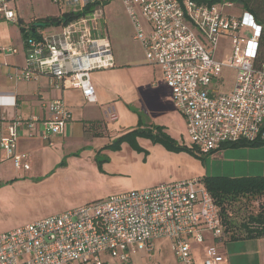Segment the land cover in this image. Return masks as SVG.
<instances>
[{
    "label": "built area",
    "instance_id": "2783aa9c",
    "mask_svg": "<svg viewBox=\"0 0 264 264\" xmlns=\"http://www.w3.org/2000/svg\"><path fill=\"white\" fill-rule=\"evenodd\" d=\"M101 0H51L59 9L82 12L67 24L37 30L23 41L25 63L17 80L46 74L54 87L78 89L95 102L91 71L113 65L112 48L100 26ZM13 0H0V16L15 21ZM133 25L136 40L148 63L159 66L174 106L185 118L186 134L199 154L231 143H264V64L252 65L259 26L248 13L225 11L230 2L206 4L197 0H120ZM253 34L241 41V29ZM232 39L229 62L215 57L220 36ZM0 46V58L14 54ZM3 63L0 59V65ZM224 68L234 69L232 88L210 89ZM214 87V86H212ZM13 98L0 97V105ZM47 117L15 119L0 135V147L17 170L30 168L28 153L16 152L17 127L39 121L41 137L61 134L70 111L62 99L44 103ZM111 119L116 115L107 110ZM225 239L219 207L200 178L173 181L95 199L62 212L0 233V264H133L132 255L150 253L156 238L170 239L184 264H190L188 237L202 241L201 230ZM215 247L202 264H219Z\"/></svg>",
    "mask_w": 264,
    "mask_h": 264
},
{
    "label": "crops",
    "instance_id": "0c3cea01",
    "mask_svg": "<svg viewBox=\"0 0 264 264\" xmlns=\"http://www.w3.org/2000/svg\"><path fill=\"white\" fill-rule=\"evenodd\" d=\"M11 7L15 11L16 20L8 21L0 16V46L14 47L17 52L1 55L3 64L0 65V97L13 98V104L0 105V135L7 132V127L15 119L46 118L48 114L43 105L56 98L65 102L70 111V118L66 120L61 134L49 135L46 139L41 137L39 121H34L31 127L25 124L17 127L15 151L28 153L30 168L27 170L15 169L12 160L6 157L0 147V217L6 218L8 214L12 215L21 208L26 209L29 214L26 220L14 221L15 224L8 230L51 215L48 211L40 209V203L47 199L50 189L71 180L91 191L88 198L82 200L86 203L163 183L201 179L205 175L264 176V144L223 145L201 155L205 166L196 173L197 176H192L195 173H191L188 176H170L164 179L156 177V173L170 166L164 165L168 157L157 147H151L146 154L131 149L126 151L123 143L116 151L104 148L117 136L135 128L138 122L137 114L129 111L126 106L123 96L124 84H118L115 78L118 74L117 77L120 75L122 79V68L131 67L132 64L115 61L113 43L107 35L105 19H101L104 22L101 35L107 38L111 45L113 65L91 71L96 101L87 102L78 89L50 85L46 74L39 75L35 80L15 79V73L23 69L25 61L24 38L18 22L22 21L21 25L27 28L32 19L57 15L60 9L51 0H13ZM238 7L241 16L243 11ZM154 84V96L148 94V97L155 101L162 97L169 107L174 108L171 91L164 83L161 71ZM158 87H163V92ZM136 96L140 97L142 93L136 92ZM108 109L115 113V119L110 118ZM85 121H101L100 127L94 125V129H91L84 124ZM139 141L140 138H137L138 143ZM97 156L105 159L100 168L96 161ZM201 234V242L188 237L190 264H202L210 247H215L222 256L219 264H264V237L219 241L207 229H202ZM165 240L169 242L167 244L170 250L158 248L155 255L157 264H184L174 253L168 238H156L151 252L155 251L156 245L166 242ZM139 254L150 256L140 250L132 255V260ZM151 257H154L153 253Z\"/></svg>",
    "mask_w": 264,
    "mask_h": 264
},
{
    "label": "rangeland",
    "instance_id": "374dc122",
    "mask_svg": "<svg viewBox=\"0 0 264 264\" xmlns=\"http://www.w3.org/2000/svg\"><path fill=\"white\" fill-rule=\"evenodd\" d=\"M101 2H104V5L100 7L101 19H105L107 24V35L113 43L114 59L118 63L129 62L132 64L131 67L122 68V71H124L122 79L120 75L119 78L117 77L118 74L115 77L118 84L120 82L124 84L123 96L127 108L129 111L137 114V116L140 115L145 123L144 125L147 127H150V124L165 126L164 130L166 134L177 146L176 148L170 149L163 142H152L149 137H140V143L138 144L144 150L150 151L151 147H157L164 153L165 157H168V162L165 160L164 165L170 166V168L165 167L163 171L160 170V173H156V177L158 176L164 179L173 176L174 178H178L180 176H188L191 173H195L192 176H197L196 173L203 170L205 165L201 154L188 150V147H192L193 145L186 134L185 118L174 106L173 100L172 105L174 108H171L168 103L164 102V98L162 97H159L158 101L148 97V94L154 96V82L157 75H159V71H161L159 66L156 65L154 67L152 64L147 63L140 44L133 39L132 22L120 0H101ZM221 2L225 3L226 0H221ZM225 11L239 15V7L235 3L233 6L226 7ZM253 30L252 26H245L241 29V36L244 37L241 41L242 47H244L246 40L252 36ZM232 50L231 37L220 36L215 49V57L220 61L229 62L232 57ZM117 70L120 73V70ZM234 77V69L224 68L220 78L213 80L212 86L214 87L210 86V89L227 92L233 86ZM158 89L163 92V87H158ZM136 92L142 93V96H136ZM123 144V148L126 151L129 149L133 151L128 144ZM89 194H91L89 189H85L74 180H71L70 182L50 189L47 192V199L43 203H40V209L54 214L56 211L58 212L68 207L72 208V206L81 205L84 203L82 200L88 198ZM227 205L231 216L240 223L250 213H256L259 207L264 205V199L262 197H241L231 201ZM28 215L26 209L21 208L12 215L8 214L6 218L4 216L0 217V231L12 228V225L15 224L14 221L28 219ZM210 233L212 234L211 231ZM165 241L160 243V245H156L154 252L147 253L146 255H150L149 257H144L143 254H139L133 258L132 263L157 264V257L155 255H157L158 248L161 250H170V246L167 244L169 242L167 240ZM152 253L154 257H151ZM162 259L160 256V260ZM112 264L120 263L113 261Z\"/></svg>",
    "mask_w": 264,
    "mask_h": 264
},
{
    "label": "trees",
    "instance_id": "16d2710c",
    "mask_svg": "<svg viewBox=\"0 0 264 264\" xmlns=\"http://www.w3.org/2000/svg\"><path fill=\"white\" fill-rule=\"evenodd\" d=\"M206 4L222 3L221 0H197ZM232 4L241 7L243 13H248L254 23L259 26V34L257 38V46L255 55L252 59V65L255 68L264 64V0H226ZM93 5V4H92ZM92 5H89L82 12H75L72 9H61L57 15H46L43 17L35 18L29 21L28 27L25 28L21 25L22 21L18 24L21 28L22 36L25 40L28 36H37V30L47 27H58L67 24L80 14L91 11ZM103 6L104 2L100 1ZM104 22L100 19V26L103 28ZM101 31L100 35L102 34ZM102 36V35H101ZM23 40V41H24ZM101 121H85L84 124L89 128L94 129L100 127ZM143 119L138 115L137 126L119 136L114 138L104 148L116 151L120 149L122 143L128 144L134 151L147 153L137 142V138L149 137L152 142H163L168 148H176L177 146L166 134L165 126L152 125L147 127L144 125ZM264 143H231L229 145H258ZM191 152L196 151L194 146L188 147ZM198 153V152H197ZM199 154V153H198ZM105 159H100L97 156V164L100 168ZM64 161L61 162V165ZM201 181L208 192L211 194L213 200L219 207V215L225 232L224 240H235L245 238H259L264 237V205L260 206L256 213H250L244 221L237 222L230 214L228 205L231 201L237 198L246 197H264V176H242V177H229V176H212L205 175Z\"/></svg>",
    "mask_w": 264,
    "mask_h": 264
}]
</instances>
